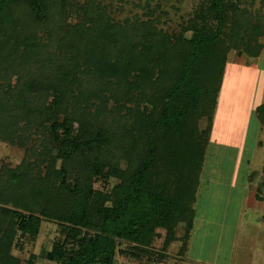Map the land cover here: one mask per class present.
<instances>
[{"label":"trees","instance_id":"1","mask_svg":"<svg viewBox=\"0 0 264 264\" xmlns=\"http://www.w3.org/2000/svg\"><path fill=\"white\" fill-rule=\"evenodd\" d=\"M103 1L73 25L72 0H0V141L26 151L0 175V264H20L19 233L35 241L44 220L63 234L42 255L57 264H114L123 242L146 249L162 230L166 249L182 224L188 250L228 54L260 55L264 16L208 0L171 36L113 24Z\"/></svg>","mask_w":264,"mask_h":264},{"label":"rangeland","instance_id":"2","mask_svg":"<svg viewBox=\"0 0 264 264\" xmlns=\"http://www.w3.org/2000/svg\"><path fill=\"white\" fill-rule=\"evenodd\" d=\"M225 2L244 8L254 16H264V0ZM70 3L74 7L69 10V22L74 25L83 18L81 10L85 0ZM204 3L208 0H104L102 6L107 8L113 24L124 25L129 21L135 28L137 19L139 23L152 20L157 30L177 36ZM227 12L225 41L233 37L232 11L228 9ZM211 27L215 31L216 21L211 22ZM135 34L137 40H141L142 32ZM188 35L191 34L188 32ZM257 43L262 46L259 56L239 54L236 50L228 54L214 107V126L202 161L196 219L187 239L186 254H181V240L186 231L182 224L176 232L179 239L166 249V231L163 230V237L146 249L138 250L123 242L117 249L114 264H264V211L250 201L255 189L251 187L253 183L264 182V128L254 115L255 107L264 101V33ZM143 45L148 46V42L144 41ZM143 105H147L146 101ZM207 125L208 121L202 119L200 128L206 129ZM47 132L43 129L42 137ZM25 158V149L0 141V175L4 167L15 169ZM60 165L59 161L57 170ZM46 171L47 167L42 166V176ZM253 175L256 176L251 181ZM116 183L112 181V184ZM106 186L98 184L102 189ZM261 187L263 189L264 184ZM62 238L59 224L44 220L35 241L23 238L19 233L12 254L20 264H57L42 255ZM119 250L126 254L122 256Z\"/></svg>","mask_w":264,"mask_h":264},{"label":"crops","instance_id":"3","mask_svg":"<svg viewBox=\"0 0 264 264\" xmlns=\"http://www.w3.org/2000/svg\"><path fill=\"white\" fill-rule=\"evenodd\" d=\"M262 106L264 107V101H263V103H260L259 105H257L255 107L254 115H256V117L258 119L260 127L264 128V117H261L259 115V112H258L259 108ZM261 121L263 122V124L261 123ZM213 126H214V122H213ZM212 130H213V127H212ZM259 144H260V142H259ZM255 176L253 175L254 178H252L250 180L252 181L253 179H255ZM263 184H264L263 181H258V182L253 183V185L251 187H252V189H253V187H255V189L252 190L250 201L254 202V204L257 205L256 207L263 209V211H264V188L262 189V187H261ZM259 187H261V188H259Z\"/></svg>","mask_w":264,"mask_h":264}]
</instances>
